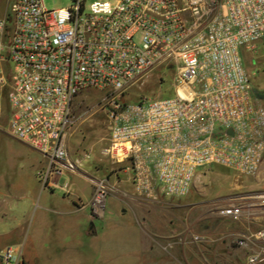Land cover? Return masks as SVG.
<instances>
[{
  "label": "built area",
  "instance_id": "1",
  "mask_svg": "<svg viewBox=\"0 0 264 264\" xmlns=\"http://www.w3.org/2000/svg\"><path fill=\"white\" fill-rule=\"evenodd\" d=\"M0 13V117L15 139L39 152L42 185L76 171L91 153L71 156L67 138L89 88L102 99L108 134L101 155L128 162L134 192L151 201L184 196L196 169L210 164L254 174L263 158L264 107L239 57L264 36V0H5ZM157 67L172 70L173 93L122 99ZM7 108L4 110L3 104ZM113 186L96 179L92 216L104 214ZM244 264L264 262V188L210 199ZM203 236L192 234V241ZM4 264H24L20 247L0 250Z\"/></svg>",
  "mask_w": 264,
  "mask_h": 264
},
{
  "label": "rangeland",
  "instance_id": "2",
  "mask_svg": "<svg viewBox=\"0 0 264 264\" xmlns=\"http://www.w3.org/2000/svg\"><path fill=\"white\" fill-rule=\"evenodd\" d=\"M4 1L0 0V13L4 9ZM43 1L46 7L57 8L68 5L71 0ZM239 53L251 92L264 107V36L247 48L241 47ZM172 73V70L157 67L125 89L122 99L134 101L144 95H171ZM107 92L106 89L89 88L76 97V112L80 118L66 141L71 156L91 153L83 162L87 175L105 179L113 186L108 192L104 216H93L97 238L93 239L91 259L87 258L78 264H243L244 252L236 248L232 237L228 235V231L236 230L238 225L212 215L209 200L250 188H264V151L257 171L250 176L236 175L230 169L210 164L196 169L198 174L184 196H159L154 201L140 197L130 183L128 162H115L100 153L108 134L102 103ZM3 108L6 110V103ZM5 122V115L2 114L0 181L3 183L0 189L5 188L4 182L15 180L21 175L30 185L42 186V179L37 180L35 173L47 164L45 158L10 136L4 129ZM85 184L83 202L89 212L91 184L88 179ZM37 202L38 198L30 201V213L24 222L25 237L37 233L38 226L34 218ZM44 229L51 234L49 239H53L50 228L46 226ZM192 234L203 236V239L192 241ZM49 243L52 245L53 241ZM45 262L72 264L73 259L47 258Z\"/></svg>",
  "mask_w": 264,
  "mask_h": 264
},
{
  "label": "crops",
  "instance_id": "3",
  "mask_svg": "<svg viewBox=\"0 0 264 264\" xmlns=\"http://www.w3.org/2000/svg\"><path fill=\"white\" fill-rule=\"evenodd\" d=\"M85 171L83 163L76 171L50 175V181L43 187L30 185L23 175L4 182L5 188L0 189V250L6 246L20 247L25 264H45L47 258L70 257L73 259L72 264L91 259L92 243L97 238V232L92 223L94 217L91 209L88 212L83 200L86 180H89L93 194L96 178L87 175ZM35 178L39 180L37 175ZM35 198H38L34 213L37 233L25 237L24 222L30 213V201ZM234 223L238 228L228 233L242 229V225ZM46 226L53 232V239H49L51 234L44 229ZM50 240L53 241L52 245Z\"/></svg>",
  "mask_w": 264,
  "mask_h": 264
}]
</instances>
